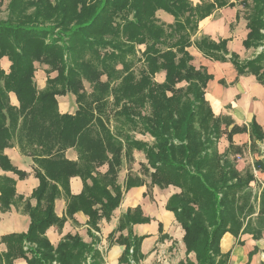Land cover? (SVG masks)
<instances>
[{
    "label": "trees",
    "instance_id": "trees-1",
    "mask_svg": "<svg viewBox=\"0 0 264 264\" xmlns=\"http://www.w3.org/2000/svg\"><path fill=\"white\" fill-rule=\"evenodd\" d=\"M235 5L229 0L195 5L190 0H9L6 17L0 18V59L10 61L7 73L0 66V167L24 178L25 172L3 154L16 142L35 163L39 184L31 194L36 204L23 207L30 218L27 231L0 238L7 247L0 264L17 258L27 264H81L92 250L76 236H66L56 247L44 236L61 222L54 201L63 193L67 215L81 208L94 227L101 218L109 219L122 197L117 173L123 149L144 153L140 168L151 185L179 189L165 209L183 229L186 252L195 254L196 264H227L228 253L219 249L227 232L255 239L264 235V181L252 169L241 173L236 168L243 151L232 141L234 134L246 132L252 147L264 140V127L254 119L238 126L214 115L205 99L212 75L193 66L187 51L194 46L205 58L230 62L238 75L251 74L264 85V0H241L247 29L242 45L263 47L252 58L242 60L229 51L230 38L192 39L200 20ZM158 10L173 22H159ZM35 62L48 67L41 90L33 80ZM161 71L164 79L158 82L155 75ZM9 92L18 106L10 104ZM67 93L75 96L77 109L60 114L55 97ZM111 121L116 124L110 129ZM134 133L151 141L134 139ZM224 135L228 147L219 152ZM68 148L78 152L77 161L65 157ZM105 163L103 174L96 171ZM253 169L264 172V160H254ZM74 176L83 181L76 196L69 192ZM140 182L129 176L125 189ZM14 196V179L0 176V211L9 209ZM147 220L140 208L127 209L117 230ZM129 234L122 239L119 259L126 264L140 257L139 243L127 240ZM97 257L93 252L95 262Z\"/></svg>",
    "mask_w": 264,
    "mask_h": 264
},
{
    "label": "crops",
    "instance_id": "crops-1",
    "mask_svg": "<svg viewBox=\"0 0 264 264\" xmlns=\"http://www.w3.org/2000/svg\"><path fill=\"white\" fill-rule=\"evenodd\" d=\"M229 1L234 2L235 0ZM190 2L195 5L201 0H190ZM237 12H239L237 7L215 9L211 15L199 22L198 31L192 39H198L202 36H209L214 40L230 38L227 42L228 50L239 55V48H242V40L246 36L247 29L243 17L239 15V18H236ZM156 17L159 22L164 24L173 22V17L162 10L156 12ZM187 51L193 57L191 63L196 68L202 66L212 75V79L207 82L205 87V99L214 115L229 117L233 124L238 126L247 125L252 119L260 126H264V85L259 84L251 74L238 75L230 62L205 58L194 46L188 47ZM253 56L254 54L247 59ZM1 65V68L7 73L10 66L7 57L0 59ZM3 65L6 66L3 67ZM34 66L33 80L36 88L41 90L46 85L48 67L38 62H35ZM38 73L42 74L40 81L36 79ZM55 74V72H51L50 77H54ZM163 79V71L155 75L156 81L161 82ZM85 88L89 90L87 84ZM8 96L10 104L18 106L15 94L9 92ZM55 98L60 114H73L77 109L73 94L57 95ZM114 124L116 123L110 122V129ZM133 136L137 140L151 141V137L148 135L134 133ZM232 141L235 146L247 147L251 156H243V150L242 154L237 155L236 168L241 173L245 169H252L255 177L263 182L264 172L253 169V161L264 160V147L260 146L259 148V143H263L264 140L256 141L250 147L249 134L244 132L234 134ZM217 147L219 152H223L228 147L225 135L219 139ZM3 154L19 171L25 172V176L20 178L16 173L5 171L0 167V176L5 175L15 181L13 201L8 210L0 211V238L27 231L30 218L23 207L26 202H29L31 206L36 204V200L31 197V194L39 184V180L34 174L35 163L30 156L21 152L16 142L4 148ZM78 156L79 154L74 148H68L65 151V157L68 160L77 161ZM121 158L122 163L117 173V184L121 187L122 197L118 206L112 211L110 218H101L94 227L89 221L87 213L81 208L72 215H67V199L62 193L54 201V213L61 222L53 224L45 230L44 236L47 241L56 247L66 236H76L82 244L92 250V253L95 252L98 255V262H95L91 252L85 253V260L81 264H126L119 259L125 249V243L122 239L126 238L128 231H130L127 240H130L131 243H139L140 257L134 264H196L195 254L186 252L183 242V229L175 220L173 213L165 209L169 196L179 192V189L173 186L161 189L158 186L149 185V178L140 168L141 164L146 163L142 151L132 149L125 153L123 149ZM107 168L108 165L105 163L96 168V171L103 174ZM94 174L95 172H93ZM129 176L134 180L139 178L141 182L125 189V182ZM90 183L87 180V184L90 185ZM251 185L254 186V183ZM82 190L83 181L81 178L78 176L71 177L69 180L70 194L76 196ZM136 207L140 208L141 218H148V220L131 224L129 228H124L121 231L117 230L121 216L127 209L134 211ZM139 237H142L140 242L138 241ZM219 249L223 254L228 253L227 264H264V235L255 239L250 233H239L234 236L227 232L219 240ZM6 250V244L1 242L0 254L5 253ZM29 255L27 253V256ZM13 264H27V262L23 258H17L13 260Z\"/></svg>",
    "mask_w": 264,
    "mask_h": 264
},
{
    "label": "rangeland",
    "instance_id": "rangeland-1",
    "mask_svg": "<svg viewBox=\"0 0 264 264\" xmlns=\"http://www.w3.org/2000/svg\"><path fill=\"white\" fill-rule=\"evenodd\" d=\"M9 2V0H1L0 1V18L1 19H4L5 17H6V13H7V11H6V7H7V3ZM236 2V5H235V7H237L238 9H239V11L241 12V16H243L244 15V12H245V9L246 8H244V7H242L241 6V0H235L234 1V3ZM229 6H225V7H222V8H228ZM229 8H232V7H229ZM219 9H221V8H219ZM201 21V20H200ZM199 21V22H200ZM199 24V23H198ZM229 28V27H228ZM231 28H232V25H231ZM197 31H198V29H197ZM230 31V30H229ZM264 32V31H263ZM235 38V37H234ZM199 39V38H198ZM219 39V38H218ZM217 39V40H218ZM241 46H242V48H239V56L241 57V59L243 60V59H247V58H249V57H251L253 54L255 55V52H260L261 50H262V48L263 47H258L257 49H255V48H249V49H245L244 47H243V45L241 44ZM141 49H143V47H141ZM193 65V64H192ZM6 65H3V67H5ZM194 66V65H193ZM1 67H2V65H1ZM4 72H5V70L3 69V68H1ZM38 75V78H36L37 79V81H40V79H41V77H42V74L41 73H38L37 74ZM163 81V80H162ZM180 84V83H179ZM182 84H184V83H182ZM264 127V126H263ZM243 133V132H242ZM260 146L261 147H264V142L263 143H259V148H260ZM9 147V146H8ZM244 150V154H243V156H245V157H249L250 155H249V152H248V148L247 147H244V148H242V151ZM251 157V156H250ZM149 185H151L150 183H149ZM151 186H154V185H151ZM156 186V185H155Z\"/></svg>",
    "mask_w": 264,
    "mask_h": 264
},
{
    "label": "built area",
    "instance_id": "built-area-1",
    "mask_svg": "<svg viewBox=\"0 0 264 264\" xmlns=\"http://www.w3.org/2000/svg\"><path fill=\"white\" fill-rule=\"evenodd\" d=\"M129 264H134L133 260H130V263Z\"/></svg>",
    "mask_w": 264,
    "mask_h": 264
}]
</instances>
